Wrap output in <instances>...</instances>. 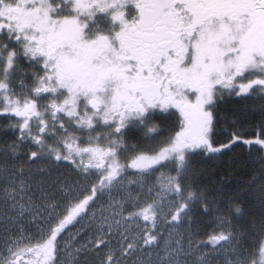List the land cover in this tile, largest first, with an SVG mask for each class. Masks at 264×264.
Returning <instances> with one entry per match:
<instances>
[{
    "label": "snow or ice",
    "instance_id": "6c2138e0",
    "mask_svg": "<svg viewBox=\"0 0 264 264\" xmlns=\"http://www.w3.org/2000/svg\"><path fill=\"white\" fill-rule=\"evenodd\" d=\"M0 264H264V0H0Z\"/></svg>",
    "mask_w": 264,
    "mask_h": 264
},
{
    "label": "trees",
    "instance_id": "16d2710c",
    "mask_svg": "<svg viewBox=\"0 0 264 264\" xmlns=\"http://www.w3.org/2000/svg\"><path fill=\"white\" fill-rule=\"evenodd\" d=\"M237 151H239V149Z\"/></svg>",
    "mask_w": 264,
    "mask_h": 264
}]
</instances>
